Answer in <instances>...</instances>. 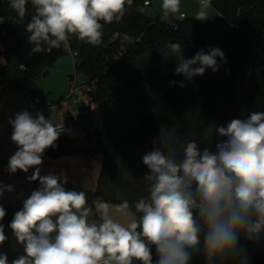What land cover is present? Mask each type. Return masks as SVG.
<instances>
[{
  "label": "clouds",
  "instance_id": "1",
  "mask_svg": "<svg viewBox=\"0 0 264 264\" xmlns=\"http://www.w3.org/2000/svg\"><path fill=\"white\" fill-rule=\"evenodd\" d=\"M31 3L34 14L25 25L31 54L65 50L75 37L85 44L102 43L105 24L119 22L133 0H9L23 23ZM181 0H162L161 19L183 18ZM212 0H199L194 19H209ZM175 27V25H173ZM177 61L175 74L190 81L206 69L216 72L227 63L218 47L184 58L180 43L165 46ZM167 60L168 56L164 55ZM2 59V58H0ZM185 87L183 81L170 82ZM11 140L17 150L6 171L28 173L39 187L23 200L8 228L22 254L9 260L0 251V264H190L193 253L206 264H248L239 241L264 238V111L232 119L226 126L208 125L218 140L215 150L197 141L181 142L174 133L160 131L158 146L142 155L147 195L134 203L117 193L118 203L96 197L89 204L85 191L65 187L67 178L41 175L47 149L57 148L63 122L53 123L41 112L22 110L9 118ZM12 185L0 182V198ZM6 216L0 205V221ZM8 240L0 223V247ZM155 248V258L152 249Z\"/></svg>",
  "mask_w": 264,
  "mask_h": 264
},
{
  "label": "trees",
  "instance_id": "2",
  "mask_svg": "<svg viewBox=\"0 0 264 264\" xmlns=\"http://www.w3.org/2000/svg\"><path fill=\"white\" fill-rule=\"evenodd\" d=\"M144 1L133 0L121 21L105 24L100 45H88L73 37L67 49L77 53L76 74H82L86 83L94 85L95 105H79L73 117L83 133V143L77 144L64 135L59 137L58 147L47 149L45 154L57 159L101 152L102 164L94 188L68 181L65 185L69 190L85 191L89 204L96 197L118 203L117 193L130 203L147 195L143 178L149 170L142 155L158 146L161 130L174 133L181 142L195 140L201 148L215 150L217 141L226 138L218 137L215 130L209 133L208 125L226 126L232 119L246 118L254 110L264 111V0H212L216 17L201 22L186 15L170 23L164 22L160 14L147 15ZM147 1L151 5L154 0ZM27 9L24 22L20 23L9 0H0V17L4 19L1 26L10 39L0 51L4 58L0 85L34 92L37 78L47 74L48 65L67 50L61 47L31 54L25 30L34 14L30 2ZM115 32L133 38L120 54L121 43L113 38ZM177 42L183 46L184 58L218 47L227 63L217 58L221 65L218 71L208 68L203 76L187 81L175 74L177 61L165 47ZM164 55L170 58L166 60ZM172 81H183L186 86H170ZM0 163L8 166L1 157ZM33 172L25 174L30 176ZM0 182L16 184H7L3 178ZM38 187V180L27 181L11 193L18 201L0 198V205L6 210L0 223L8 236L0 251L9 260L22 254V246L8 225L23 207V200ZM239 243L248 253V264H264V238L253 243L241 235ZM152 254L155 258V248ZM190 264L206 261L201 253L194 252Z\"/></svg>",
  "mask_w": 264,
  "mask_h": 264
},
{
  "label": "rangeland",
  "instance_id": "3",
  "mask_svg": "<svg viewBox=\"0 0 264 264\" xmlns=\"http://www.w3.org/2000/svg\"><path fill=\"white\" fill-rule=\"evenodd\" d=\"M162 0H154L151 5L145 6L144 11L147 15L151 17H156L161 15L160 5ZM199 9V0H181L180 12H185L188 16H195V13ZM217 13L213 8L209 9V17H216ZM0 64L3 63L4 58L0 56ZM75 59L72 55L71 50H67L63 55L55 59L52 63L48 65V73L41 74L35 82V90L32 91H20L16 92L14 89L2 88L0 85V134L3 132V137L0 139V145L4 147L11 146V133L12 127L9 124V118L15 116L16 113L27 110V106L24 109L19 106L21 96L23 103L29 104L30 113L35 116L37 112H41L46 118H50L53 123L64 122L67 125L68 131L65 136L73 139L77 144L83 143V133L80 127L74 122V119L69 115L68 108L66 105H58L59 101L68 93L69 91V77L76 76L78 83L86 82L85 77L82 74H76L75 72ZM18 99H17V97ZM39 99V102L36 103L35 100ZM70 103V102H69ZM33 104L38 106L37 110L34 109ZM70 107L73 110L74 117L78 112L79 104H72ZM62 113V115L59 114ZM61 120V121H60ZM1 149V148H0ZM10 153V152H9ZM12 154V153H11ZM80 160V161H78ZM74 159L68 163V170H77V175L79 178L72 176L71 183L81 185L87 188H94L96 185V178H92L89 175L90 173H98L102 164V154L100 151H94L92 154L85 157L82 156V159ZM82 160V161H81ZM83 162V163H82ZM86 166V167H84ZM83 170H86L83 171ZM2 174V173H0ZM4 175V174H3ZM95 175V174H94ZM14 178H18L13 176ZM22 176L19 178L17 184L13 186L14 189L22 188V186L29 180H24ZM1 178V176H0ZM81 179V180H78ZM8 184V183H7ZM5 192L4 196L13 201H18L14 198L11 193Z\"/></svg>",
  "mask_w": 264,
  "mask_h": 264
},
{
  "label": "crops",
  "instance_id": "4",
  "mask_svg": "<svg viewBox=\"0 0 264 264\" xmlns=\"http://www.w3.org/2000/svg\"><path fill=\"white\" fill-rule=\"evenodd\" d=\"M1 65V64H0ZM2 88L6 89V88H10V89H14L16 92H20L21 90H18L12 86H3L1 85ZM17 96L20 97V103H19V106H21L23 109L25 106H27V111L30 112L29 110V104H26L27 103V98H26V103L24 104L23 103V100L21 99V96L18 94ZM16 96V97H17ZM18 99V97H17ZM36 103H38L39 101L35 100ZM73 104V103H72ZM25 105V106H24ZM66 107L68 108L69 110V113L66 115V116H71L72 118L74 117V114H73V110L72 108L70 107L71 103H68V104H65ZM33 108L32 109L33 111L34 110H37L38 109V106L35 104H33ZM60 115H62L61 112H59ZM61 121V120H60ZM63 122V121H62ZM61 123V122H59ZM64 123V122H63ZM3 132H1L0 134V139L3 137ZM1 141V140H0ZM11 146H6L3 148V146L0 145V157L3 158L4 160H6L7 162L9 161V158L15 153V151L17 150V145L14 144L13 142L10 143ZM10 152V153H9ZM12 153V154H11ZM87 156V155H86ZM85 157V156H83ZM74 159H82V156H77V157H69V156H62V157H59L57 159H51L49 158L45 153H44V156H43V164L41 167V173L43 174H49V173H53V174H56V175H61L63 173L64 176H66L67 178V181L68 182H71L73 179H72V176L75 177V178H79L78 175H77V170H68V163H70V161L74 160ZM80 161V160H78ZM82 161V160H81ZM83 163V162H82ZM86 167V166H84ZM7 167L5 165H3L2 163H0V176L1 178H3L5 180V182L7 183H11V184H17L18 183V180L19 178H21L22 176H27L25 173H21L20 171L17 170L16 173L14 174H9L7 171H6ZM29 170L31 171H34L35 168H30ZM86 172V170H83ZM100 171H98V173H89L90 176H92V178H96L97 180V177H98V174H99ZM4 174V175H3ZM95 174V175H94ZM13 176L15 177H18V178H14ZM78 180H81V179H78Z\"/></svg>",
  "mask_w": 264,
  "mask_h": 264
},
{
  "label": "built area",
  "instance_id": "5",
  "mask_svg": "<svg viewBox=\"0 0 264 264\" xmlns=\"http://www.w3.org/2000/svg\"><path fill=\"white\" fill-rule=\"evenodd\" d=\"M144 5L148 6L150 5L149 1L145 0ZM182 14V17L184 18L186 16L185 12H180ZM179 18V17H178ZM179 18V19H183ZM4 19L0 17V51H3L5 47L9 44L10 39L7 37V33L5 28L1 26ZM113 38L118 39L120 44V51L119 54L122 53L126 47L127 42L132 41L133 38L127 34V33H119L115 32L113 35ZM73 57L75 58L77 53L75 51L72 52ZM69 91L68 93L59 101L58 105H65L70 103L73 104H83L88 105L90 107H93L95 105L93 97H92V91L94 90V85L92 83H78L76 76H70L69 77ZM39 101V99H36ZM65 128L67 129V125L64 123ZM67 132V131H66ZM65 133L61 134L60 137L64 136ZM135 264H138V262H135Z\"/></svg>",
  "mask_w": 264,
  "mask_h": 264
},
{
  "label": "water",
  "instance_id": "6",
  "mask_svg": "<svg viewBox=\"0 0 264 264\" xmlns=\"http://www.w3.org/2000/svg\"><path fill=\"white\" fill-rule=\"evenodd\" d=\"M24 180H26V181H27V180H28V178H27V177H24ZM18 181H19V180H18Z\"/></svg>",
  "mask_w": 264,
  "mask_h": 264
}]
</instances>
